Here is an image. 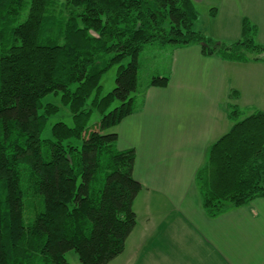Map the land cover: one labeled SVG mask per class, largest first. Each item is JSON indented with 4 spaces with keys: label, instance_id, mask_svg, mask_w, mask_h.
Returning a JSON list of instances; mask_svg holds the SVG:
<instances>
[{
    "label": "trees",
    "instance_id": "1",
    "mask_svg": "<svg viewBox=\"0 0 264 264\" xmlns=\"http://www.w3.org/2000/svg\"><path fill=\"white\" fill-rule=\"evenodd\" d=\"M201 16L193 0H0V264H69L71 251L81 264H110L124 252L143 186L136 151L118 149L116 128L142 106L145 47L264 62L248 19L242 38L224 44L199 30ZM115 64L116 87L100 96ZM169 82L158 74L145 88ZM52 95L72 124L56 122L45 137L63 113ZM229 107L234 125L196 176L210 218L264 198V112L240 119Z\"/></svg>",
    "mask_w": 264,
    "mask_h": 264
},
{
    "label": "crops",
    "instance_id": "2",
    "mask_svg": "<svg viewBox=\"0 0 264 264\" xmlns=\"http://www.w3.org/2000/svg\"><path fill=\"white\" fill-rule=\"evenodd\" d=\"M246 1L225 0L211 17L223 29L219 16L228 9L234 22L229 40H221L241 39L248 19L264 45V0H252L251 12ZM171 57L169 73L160 74L168 86L146 87L141 108L116 128L118 149L136 151L143 189L134 202L136 227L110 264H264V198L210 218L196 181L211 146L234 125V95L240 107L248 89H264V62H226L199 46L173 48Z\"/></svg>",
    "mask_w": 264,
    "mask_h": 264
},
{
    "label": "rangeland",
    "instance_id": "3",
    "mask_svg": "<svg viewBox=\"0 0 264 264\" xmlns=\"http://www.w3.org/2000/svg\"><path fill=\"white\" fill-rule=\"evenodd\" d=\"M194 1V0H193ZM249 1V3L247 2ZM244 4V7L247 9L248 12H251L253 9V5L250 4L252 0H247ZM225 0H205V2L197 4L196 5L201 13V19L198 25L200 26V30H203V34L207 37H212L215 40H218L219 42H222L224 44H232L233 42L221 40V38H226L229 40L230 33H227L228 27L231 26L234 22H231L227 19V17L230 15L228 9L224 10L219 17H224L222 24L223 29H220L219 22L212 19L211 15L214 13H218L220 9H223L224 7L220 8L224 4ZM243 2V0H242ZM237 6V5H236ZM236 6L232 5V7L236 8ZM240 18V17H239ZM243 20V19H242ZM237 21L240 22L239 19ZM228 24V25H227ZM227 25V26H226ZM215 37H214V36ZM255 42L258 44L259 39L258 37H255ZM264 46L263 44H261ZM172 46L166 45V46H160L158 44L154 45H148L145 47L141 54V63H142V69L140 71V90L137 94L138 96V102H142L143 98V92L145 90V86L150 82L152 77L157 76L158 74H168L170 71V62L172 61ZM130 59H126V61L123 62V65H127L129 63ZM119 64H115L112 66L102 77L101 80V93L100 96H105L112 92L114 88L116 87V79L119 71ZM167 76V75H164ZM47 102H52L58 106H60L63 110V113H60L61 116H54L50 119L49 124L44 132V136L48 137L51 132L52 126L61 120L66 121L67 123L72 124L71 115H69L68 108L62 106L61 100L59 96H49L46 100ZM262 102V103H261ZM233 104H236V102H232ZM117 104V103H116ZM243 105L240 104V119L246 118L250 116L254 111H263L264 109V89H248V93L246 92L245 98L242 102ZM247 106H255L256 109L246 108ZM254 110V111H253ZM65 114V116H63ZM100 116L96 115L93 119V121L97 122L99 121ZM233 122V121H232ZM234 124V122H233ZM67 260L69 264H81L78 254L75 251L69 252L67 255Z\"/></svg>",
    "mask_w": 264,
    "mask_h": 264
}]
</instances>
